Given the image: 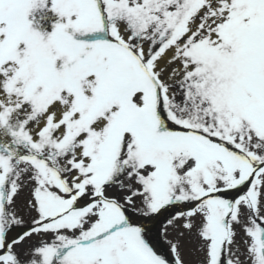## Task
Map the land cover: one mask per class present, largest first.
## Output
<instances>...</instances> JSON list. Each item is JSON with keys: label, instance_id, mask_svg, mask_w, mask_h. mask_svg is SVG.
Here are the masks:
<instances>
[{"label": "snow or ice", "instance_id": "obj_1", "mask_svg": "<svg viewBox=\"0 0 264 264\" xmlns=\"http://www.w3.org/2000/svg\"><path fill=\"white\" fill-rule=\"evenodd\" d=\"M0 264H264V0H0Z\"/></svg>", "mask_w": 264, "mask_h": 264}]
</instances>
